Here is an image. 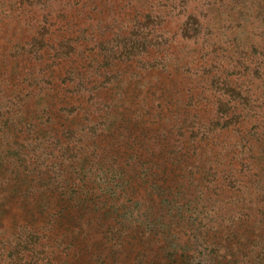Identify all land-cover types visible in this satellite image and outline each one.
Instances as JSON below:
<instances>
[{
  "label": "rangeland",
  "instance_id": "obj_1",
  "mask_svg": "<svg viewBox=\"0 0 264 264\" xmlns=\"http://www.w3.org/2000/svg\"><path fill=\"white\" fill-rule=\"evenodd\" d=\"M0 264H264V0H0Z\"/></svg>",
  "mask_w": 264,
  "mask_h": 264
},
{
  "label": "trees",
  "instance_id": "obj_2",
  "mask_svg": "<svg viewBox=\"0 0 264 264\" xmlns=\"http://www.w3.org/2000/svg\"><path fill=\"white\" fill-rule=\"evenodd\" d=\"M121 116L125 117V115L122 113ZM125 119V118H124Z\"/></svg>",
  "mask_w": 264,
  "mask_h": 264
}]
</instances>
